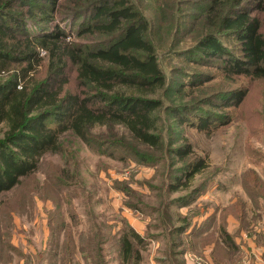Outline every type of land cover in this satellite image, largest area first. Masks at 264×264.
Here are the masks:
<instances>
[{
  "label": "trees",
  "instance_id": "1",
  "mask_svg": "<svg viewBox=\"0 0 264 264\" xmlns=\"http://www.w3.org/2000/svg\"><path fill=\"white\" fill-rule=\"evenodd\" d=\"M58 2L0 0V129H4L0 137V194L15 189L22 179L33 175L47 153L61 152V139L67 134L80 139L90 148L95 142L92 133L99 127H105L111 133L113 127H122L132 141L149 149H158L163 141L162 135L156 133L159 128L155 113L164 105L155 95L165 86L166 76L158 62L155 45L145 37L149 30L146 18L128 0H82L80 3L84 4H78L77 7L86 8L89 4H95V14L91 20L96 24L87 30L82 29L80 35L98 32L108 40L96 42L95 45L68 43L65 31L54 24L56 13L51 15ZM45 4L49 5L48 9ZM18 5L29 9L11 13ZM200 8H204V22L209 28L215 33H232L237 46L230 49L216 34L210 33L183 54L194 53L196 63L217 59L216 69L227 78L264 81V27L261 18L264 0H209ZM80 13H71L69 17H77L78 20L82 16ZM51 24L52 30L44 29ZM42 52L47 54L48 66L46 78L40 80L36 76L44 61ZM195 52L200 53L201 57ZM70 67L75 71L78 84L75 92L64 91V87L69 84L67 72ZM245 95L243 90L224 92L219 97L223 96L225 104L214 105L213 98L209 101L214 108H237ZM189 105L198 103L194 101ZM166 110L179 124L188 123L201 131L209 130L208 119L199 114H195L198 123L187 121L184 113L190 112V108L171 106ZM115 137L112 136V139ZM115 144L131 151L142 164L155 159L153 154L135 147L131 149L122 139H118ZM173 154L183 166L185 180L182 183V177L177 176L169 184L168 191L179 193L188 189L193 179L206 171L209 164L206 158L194 153L190 144L175 149ZM198 194L194 190L174 202H165L164 224L168 231L178 236L185 234L192 222L189 213L179 215L165 209L171 206L186 207L193 203L191 201ZM242 202L226 207L224 213H239L238 216L242 218ZM128 207L139 209L136 204ZM57 219L52 215L49 218L51 238L47 249L41 254L39 264L43 259H47L48 264H55L53 259L57 256L61 264H82L79 255L84 264H110L112 261L118 264H142V251L153 238L148 233L140 235L130 226L120 228L112 235L115 256L109 260L106 256L112 255V250L108 252V248L104 247L109 242L108 234L89 238L86 249H78L69 228L59 225V220L54 225ZM211 220L209 218L198 223L200 228L192 235L196 240L190 244L201 246L205 242L215 241L213 255L218 260L216 264H221L220 259L231 256L238 247L223 224L216 229L219 239L213 231L204 237L202 234L204 230L208 231ZM0 221H3L2 217ZM5 221L12 223L15 220L11 216L5 217ZM6 227L7 224L3 227L6 230L0 234V264L7 258L6 251H17L13 244V231ZM182 242L172 241L169 245L183 248ZM219 248L227 249L225 255L219 253ZM185 250H172V262L185 264V259L180 260ZM17 254L24 256L23 252ZM175 257L179 259L175 260ZM27 263L30 264V260Z\"/></svg>",
  "mask_w": 264,
  "mask_h": 264
},
{
  "label": "rangeland",
  "instance_id": "2",
  "mask_svg": "<svg viewBox=\"0 0 264 264\" xmlns=\"http://www.w3.org/2000/svg\"><path fill=\"white\" fill-rule=\"evenodd\" d=\"M81 1L59 0L51 13H56L54 24L65 31L68 43H102L107 38L98 32L80 35L82 29L87 30L96 24L91 20L95 14V4H89L91 6L87 5L86 8L77 7L78 4H84ZM128 2L148 21L149 30L145 37L155 45L158 62L166 76L165 86L155 95L164 105L155 113L159 128L156 133L162 135L163 141L158 149H149L136 144L125 129L117 126L113 127L112 133L105 127L96 128L92 133L95 142L91 148L71 134L63 136L61 152L47 153L33 175L22 179L15 189L0 194V217L3 220L0 221V234L6 230L3 227L7 224L6 228L13 231V244L17 249L15 252L6 251L7 258L2 261L3 264H28L29 260L30 264H39V252L46 243V234H51L48 223L51 215L58 218L54 225L59 220V225H65L73 233L78 249H86L89 238L108 234L109 242L104 247L108 248V252L112 250V255L108 254L106 259L111 260L115 256L113 233L119 228L128 227V223L134 220V225L142 223L148 234L163 243L162 250L157 254L166 258L163 264H175L171 251L178 252L180 249H186L180 260L189 262V255L204 256L200 244L190 243L196 240L192 235L199 230L198 223L205 216L206 220L213 219L214 210L226 202H264V81L227 78L216 69L217 59L196 63L194 53L183 54L210 33L216 34L222 43L234 49L237 46L235 36L228 32L215 33L204 22V8L200 7L209 0ZM45 8L48 9L49 5L45 4ZM28 9L18 5L11 13L21 10L26 12ZM78 11L82 12L78 20L77 17H69ZM261 18L264 27V12ZM52 26L48 25L44 29L52 30ZM195 53L201 57L200 53ZM41 57L44 61L36 77L43 80L47 76V54L42 52ZM75 76V71L70 67L67 72L69 84L64 87V91H76L78 84ZM237 90L246 92L239 107L214 108L210 105V98H213L214 105L225 104L223 96L219 97L220 93ZM194 101L198 105L190 106ZM171 106L190 108V112L184 113L189 122L198 123L195 114L208 119L209 130L201 131L188 123L179 124L166 110ZM3 131V128L0 129V137ZM112 136L116 137L112 139ZM118 139L124 140L131 149L135 147L153 154L154 161L140 163L131 151L115 144ZM187 144L191 145L197 156L206 158L209 168L198 174L188 189L170 193L168 186L177 176L182 177L181 182L185 180L183 166L173 152ZM194 190L199 194L190 205L165 209L179 215L189 213L191 227L185 234L175 235L164 224L165 202H174ZM135 204L139 209L128 207ZM11 216L15 221L6 222L5 217ZM175 226L179 227L176 223ZM172 241H183V248H178V245L170 247ZM29 248L36 252L30 253L31 259L28 260L26 253L23 257L17 254ZM154 251L152 248L143 251L145 263ZM78 258L84 264L80 255ZM94 258L97 260L96 254ZM177 259L179 257H175ZM162 260H158L161 261L159 264H162ZM53 261L61 264L59 256ZM110 264L118 262L112 261Z\"/></svg>",
  "mask_w": 264,
  "mask_h": 264
},
{
  "label": "crops",
  "instance_id": "3",
  "mask_svg": "<svg viewBox=\"0 0 264 264\" xmlns=\"http://www.w3.org/2000/svg\"><path fill=\"white\" fill-rule=\"evenodd\" d=\"M237 203L241 202H226V204L218 207L217 210L215 209L214 212L211 211L214 213V217L209 223L208 231L204 230V233L202 235L206 237L211 234L210 232L213 231L214 235L216 234V238L219 239V233L216 231V229H218L223 224V226L225 225L228 233L233 236L238 250H233L234 255L230 253L231 256L227 255V257L224 256L222 259H220V261L222 260L220 262L221 264H264V202H257V204L255 202H242V206L244 208L243 212L240 213L242 214V218L240 217V215L238 216L239 213L233 214V212H231L227 213V215L224 213L226 207L235 205ZM205 220L206 216L203 220L200 221V223ZM133 223L134 220L133 222H129L128 225L140 235L145 236L147 232L145 231L142 223L138 222L135 225ZM50 235V232L49 234H46V243H44L45 245H43V248L39 252V256L43 251L47 249L50 241ZM156 239V237L151 238L149 243L147 244L145 250L147 248H152L155 251L150 255V257L147 258L148 260L146 261V263L142 261V264H159V262L161 261L158 260L161 259H163V264V261L166 260L165 257L163 258L157 255L159 254L158 251L162 250L161 247L163 243ZM205 243L204 245L201 244L200 246V250L204 253V256L201 257L203 259L202 264H216V261L218 260L213 255L216 246L215 241L206 244ZM23 251V254L26 253V257H29L30 259V253H36L32 248H29V250L23 249ZM226 252L227 249L224 250L223 248H219L220 254L225 255ZM260 252L262 253L261 256H259ZM43 261L48 264L47 259L41 260V262ZM185 262V264H192L191 262H188L186 260Z\"/></svg>",
  "mask_w": 264,
  "mask_h": 264
},
{
  "label": "built area",
  "instance_id": "4",
  "mask_svg": "<svg viewBox=\"0 0 264 264\" xmlns=\"http://www.w3.org/2000/svg\"><path fill=\"white\" fill-rule=\"evenodd\" d=\"M187 259L189 260V262H191L192 264H202L203 263V259L199 256L196 255H189L187 257Z\"/></svg>",
  "mask_w": 264,
  "mask_h": 264
}]
</instances>
